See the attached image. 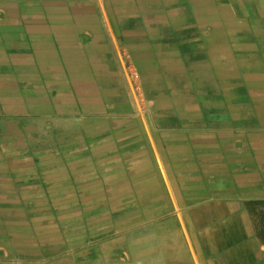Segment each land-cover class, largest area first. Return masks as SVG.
Returning a JSON list of instances; mask_svg holds the SVG:
<instances>
[{"label":"crops","instance_id":"0c3cea01","mask_svg":"<svg viewBox=\"0 0 264 264\" xmlns=\"http://www.w3.org/2000/svg\"><path fill=\"white\" fill-rule=\"evenodd\" d=\"M202 74L264 83V0H0V264H264V129L199 128Z\"/></svg>","mask_w":264,"mask_h":264},{"label":"rangeland","instance_id":"374dc122","mask_svg":"<svg viewBox=\"0 0 264 264\" xmlns=\"http://www.w3.org/2000/svg\"><path fill=\"white\" fill-rule=\"evenodd\" d=\"M6 1L8 3L16 2V1L21 3V2H24L25 0H6ZM39 1L42 2L44 0H39ZM126 71H127V73H126L127 79L129 80V84H130V90L134 96L135 102L142 105L141 100H143V99L141 97H143V94H142V91L139 89L140 85H137V83L139 84L140 79H141L140 75L135 70V68L131 67L130 64L127 65ZM262 76H264V75H262ZM239 77H240V75H231V77L229 79L231 86L241 82L239 80ZM212 79L213 78L211 76L206 75V74H202V75H200V78L198 80V84H199L200 89L197 91V93H199V94L194 96V97H199L201 99L203 97H206L207 95H209V96L212 95L210 99L215 100L214 112L211 113L210 107H208L209 109L207 111L209 112L208 113L209 115L205 116V115L201 114L204 116V122L202 125L198 126L199 128L205 127L206 129L217 130L219 128H228V127L230 128V127H233L232 126L233 124H237V125L241 126L239 128L248 129V128L253 127L254 129H258V128L264 129V86L262 85V84H264L262 82L263 80H258V81H254L253 83H247L246 84L247 86L248 85L252 86V84H254L253 85L254 88H246V89H241V90L240 89H236V90L235 89H229V91L228 90H221L220 91L216 88L214 90L209 89V87L211 85H213V83L211 84V82H210V80H212ZM250 86H248V87H250ZM168 94H169V92H168ZM221 94H223L222 97H221ZM234 100H236V101H234ZM165 108H167V106L163 107V111ZM189 111H191V110H189ZM147 112L148 113H154V110L152 108H150V109H148ZM204 114H207V113L205 112ZM207 117H209V119L205 120ZM248 118H249V120H248ZM211 119H213V121ZM46 123H48V122H44V124H46ZM93 124H95L93 121L92 122H83V121L78 122L77 120H73V117H72V119L69 121L53 122V130L52 131L55 134L61 133L63 131L66 133L68 132L70 134H73V133H76L77 131L81 130L85 134L84 137L81 138V139H83V141H86L87 139L93 140L92 137L88 136L95 129V126ZM100 124H102V123H100ZM102 125H103V129H106V130L109 129V122L106 123V121H105L104 124H102ZM50 139L57 141L56 137L55 138L51 137ZM85 154H86V157L88 158L87 153H85ZM7 156H9V153ZM39 157H40V153L38 155H36L37 159H39ZM56 157L57 156H55L56 160H61L60 158H56ZM92 157H93V161L96 160L94 155H92ZM98 159L99 158H97V160ZM65 160L68 161L67 159H65ZM107 161H109V159ZM107 172H109V171H107Z\"/></svg>","mask_w":264,"mask_h":264},{"label":"bare ground","instance_id":"6f19581e","mask_svg":"<svg viewBox=\"0 0 264 264\" xmlns=\"http://www.w3.org/2000/svg\"><path fill=\"white\" fill-rule=\"evenodd\" d=\"M236 90V89H235ZM247 91V90H246ZM220 92V91H219ZM207 94V93H206ZM238 94V93H237ZM223 95V94H222ZM245 95V94H244ZM212 95H210V97H211ZM208 97V96H207ZM216 97V96H215ZM206 98V97H205ZM217 99V98H216ZM232 99V98H231ZM235 99V98H234ZM234 101H236V100H234ZM221 107V106H220ZM253 110V109H252ZM211 112V111H210ZM220 113V112H219ZM218 113V114H219ZM212 115V114H211ZM207 116V115H206ZM208 118V117H207ZM211 118V117H210ZM252 118V117H251ZM250 118V119H251ZM257 119V118H256ZM208 120V119H207ZM220 120V119H219ZM246 120V119H245ZM248 120H249V118H248ZM253 120V119H252ZM83 121V120H82ZM231 121V120H230ZM251 122V121H250ZM236 123V122H235ZM255 124V123H254ZM169 126V125H168ZM196 126V125H195ZM211 127V126H210ZM203 128V127H202ZM205 128V127H204ZM232 128V127H231ZM253 128V127H252ZM235 129H237V128H235ZM241 129V128H240ZM245 130V129H244ZM256 130V129H255ZM260 130V129H259ZM258 130V131H259ZM261 131V130H260ZM201 137V136H200ZM199 137V138H200ZM208 152V151H207ZM201 153V152H200ZM52 159V158H51ZM253 164V163H252ZM253 172V171H252ZM237 173V172H236ZM236 173H235V175H236ZM238 174H239V172H238ZM204 195V194H203ZM219 205V204H218ZM221 206V205H220ZM211 207V206H210ZM212 207H213V205H212ZM216 207V206H215ZM145 209V208H144ZM210 209V208H209ZM202 210V209H201ZM205 210V209H204ZM206 213V212H205ZM197 215V214H196ZM241 217H243V216H241ZM244 218V217H243ZM177 236V235H176Z\"/></svg>","mask_w":264,"mask_h":264}]
</instances>
